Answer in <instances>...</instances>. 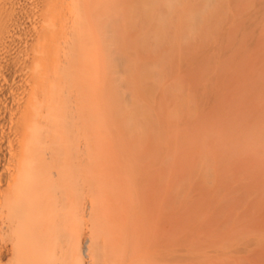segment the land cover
I'll list each match as a JSON object with an SVG mask.
<instances>
[{
  "label": "bare ground",
  "instance_id": "bare-ground-1",
  "mask_svg": "<svg viewBox=\"0 0 264 264\" xmlns=\"http://www.w3.org/2000/svg\"><path fill=\"white\" fill-rule=\"evenodd\" d=\"M139 3L140 7L133 0H0V264H150L144 254L131 259L124 251L132 241L133 229L137 233L142 229L130 226L128 212L132 209L124 200L136 198L129 156L139 154L144 129L138 124L149 118L142 103L150 99L149 92L142 83H167L160 79L157 65H149L150 61L147 66L140 65L147 60L137 57L140 45H136L141 42L146 49L149 40L159 44L166 19L162 23L154 18L158 4L169 15L174 10L179 19L186 21L192 16L184 0ZM139 16L152 22L156 37L138 31L129 41L130 21ZM260 49L262 54L264 47ZM250 65L247 79H238L236 86V80L233 82L231 92L237 90L235 95H220L230 114L232 109L245 110L242 104L249 114L250 99L256 110L264 102V85L255 86L260 81L264 84V62L263 67L258 65L263 68L261 79L257 76L260 81L254 73L259 67ZM245 80L252 87L243 84L241 88L239 84ZM177 85H167L175 103L193 101V97L183 96ZM250 87L252 92L253 87L260 88L261 94H249ZM241 89L251 95L246 104ZM224 98L229 104L233 99L232 106L237 102L235 108L230 109ZM255 113L247 115L253 114L250 120L255 122L260 118L257 126H247L236 118L242 123L239 136L241 129L255 127L249 134L245 132L246 136L242 132L240 146L246 149H232L237 143L234 140L231 147L232 139L226 137L228 130L233 133L237 127L227 126L228 132L223 133L224 140L231 143L222 140V148L229 144L231 149L219 150L220 129L204 126L211 132L205 131L209 143L218 152L225 151L223 155L237 151V157L239 150L245 157L241 152L245 151L249 152L246 157L258 156L264 164V115ZM236 119L229 125L234 126ZM171 129L172 136L180 130ZM177 139L175 136L174 142ZM196 141L192 137L191 142ZM206 147L198 149L197 156L204 171L218 160L207 155L213 148ZM168 150H173L172 157L181 153Z\"/></svg>",
  "mask_w": 264,
  "mask_h": 264
},
{
  "label": "rangeland",
  "instance_id": "rangeland-1",
  "mask_svg": "<svg viewBox=\"0 0 264 264\" xmlns=\"http://www.w3.org/2000/svg\"><path fill=\"white\" fill-rule=\"evenodd\" d=\"M133 1L139 4L136 7H140L139 1L142 0ZM184 4L193 19L192 17L186 21L179 19L174 10L169 15L162 4H158L159 7L156 5L154 18L162 23L166 19L160 32L159 44L149 40L146 49L141 42L136 45H140L139 53L136 55L139 54L144 62L147 60L140 65L147 66L149 61L151 62L149 65H157V72L164 83L166 82L168 86L178 83L180 88L178 91L186 98L190 96L189 100L194 99L189 104L185 100L175 103V98L171 95L173 91L166 84L167 90L163 89L165 85L162 86L160 83L159 85L142 83L151 86H145L150 88V90L146 88L149 92L147 98L150 99L145 98L142 102L149 118L146 122L139 121L138 124L144 129L139 154L129 156L132 188L136 198L132 201L124 200V205L132 209V213L128 212L132 219L130 226L133 228L134 225H139L142 229L138 233L133 229L129 236L132 241L128 243L127 248L125 246L124 251L129 252L126 253L131 259L133 256L144 254L150 264H264V164L261 161L263 158L258 159V156H255L258 161L257 159L254 161L253 155L246 157L249 156V152L241 151L247 154L242 157L239 150L237 157L235 154L237 151L231 152V156L226 152L227 157L223 155L225 151L221 152L222 154L218 152L205 135L207 127L210 130L212 127L214 130L215 127V131L219 128L221 131L217 132L219 136L221 134V139L218 140L219 143L217 139L216 141L217 146L220 144L221 147L218 146L217 149H231L236 143L237 147L235 145L232 149H242L244 147H241V143L245 132L255 129L252 125L248 130L244 126L246 129L243 128L244 131L241 129L244 135L241 132L239 136L242 123L245 121L247 126L252 123L260 125L258 121L260 118L255 122L250 120L253 114L248 117L250 113L257 114L260 110L263 111L264 107V102L258 110L254 108V103L251 105L249 96L257 90L253 87V92L251 91L255 84L252 85L249 78L252 86L250 83L247 84L246 80L239 86L241 88L245 87L243 84H247L246 87L251 86L248 89L251 95L245 92V88L241 89L243 90L241 96H244V99L249 97L250 102L248 101L247 106L254 108L253 112L250 109L248 114L246 105L242 104L245 110L237 109L239 110L237 114V111L232 109L238 102L237 97H234L237 102L232 106L231 103L234 101L232 96L230 104L224 98L230 109L236 112L231 110L230 114L229 107L227 108V104L221 101L223 99L220 100L223 98L220 95L233 94L237 91L231 92L232 84L236 80L234 84L236 86L238 79L240 81L247 79L248 69L252 72V69L247 68L249 64L254 68L256 65H263L264 59L259 57V49L261 48V52L264 47V0H184ZM147 22L140 16L130 21L131 31L127 33L129 41H133L138 31L141 33L146 31L150 36L156 37L155 26L151 25L152 22ZM263 54L264 50L260 56H264ZM253 56L256 58L253 59ZM247 57L253 59L250 60L252 63ZM258 57L260 60L263 59L260 63ZM156 59L158 62H153ZM262 67L258 69L256 67L254 72L256 77L262 73ZM259 76L261 79V75ZM257 78L259 80V77ZM251 79L253 80L252 76ZM260 82L255 86L262 87L264 84ZM257 89L261 94L260 88ZM263 89L264 87L261 88ZM262 92L264 95V91ZM226 97L229 98V95L226 94ZM244 99L243 103L246 104L248 99L245 102ZM240 102L242 101L239 99ZM260 114L261 112L257 115ZM236 118L244 121L240 123ZM232 119L237 120L234 121L236 122L234 126H231ZM227 126L238 128L233 129L234 134L232 130H228L233 135L236 134V137L229 134ZM173 127L180 129L182 134L174 131ZM170 128L175 132L174 136ZM224 130L229 134L226 135L227 139H232L233 143L225 141ZM237 135L240 140H237ZM175 136L179 138L178 141L175 140L176 142L173 140ZM198 136L200 138H197ZM189 137L197 141L192 143ZM222 140L231 143V147L225 144L227 147L222 148L224 146V143L221 145ZM214 143L213 141L212 144ZM174 144L178 146L173 147ZM201 147L213 148L208 149L213 152L210 151L207 155L218 159L212 163L213 165L206 167V171L199 162L201 157L197 158L200 155L198 149ZM167 149H178V153L181 152L179 156L173 155L176 161L171 155L173 150L169 152ZM118 245L123 249L122 244ZM132 249L135 252L130 253Z\"/></svg>",
  "mask_w": 264,
  "mask_h": 264
}]
</instances>
